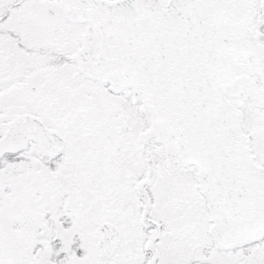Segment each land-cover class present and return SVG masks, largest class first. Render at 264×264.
<instances>
[{"label":"snow or ice","instance_id":"6c2138e0","mask_svg":"<svg viewBox=\"0 0 264 264\" xmlns=\"http://www.w3.org/2000/svg\"><path fill=\"white\" fill-rule=\"evenodd\" d=\"M0 264H264V0H0Z\"/></svg>","mask_w":264,"mask_h":264}]
</instances>
